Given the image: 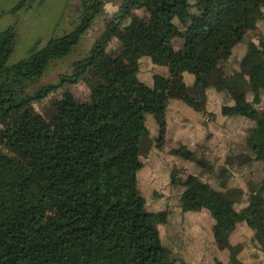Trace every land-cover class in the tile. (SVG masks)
I'll use <instances>...</instances> for the list:
<instances>
[{
  "label": "trees",
  "instance_id": "16d2710c",
  "mask_svg": "<svg viewBox=\"0 0 264 264\" xmlns=\"http://www.w3.org/2000/svg\"><path fill=\"white\" fill-rule=\"evenodd\" d=\"M100 4L83 3L68 31L13 62L7 58L15 44L14 27L0 30V142L6 149L0 150V264H174L156 227L166 212L145 208L136 179L140 136L147 133L144 114L162 121L167 80L160 73L152 75V85L140 80L138 60L146 55L171 71L191 73L193 86H206L209 73L218 71L264 12V0H124L120 14L104 22L57 84L94 81L88 100L64 95L48 117L42 116L29 99L45 95L54 84L30 93L27 84L49 61L69 52ZM130 6L143 7L147 16H132L120 27L116 17ZM113 37L122 46L117 57L104 49ZM174 37L180 39L177 47ZM239 67L257 101L264 90V38L249 44ZM180 96L194 110L203 109L202 95L184 88ZM234 111L252 121L245 143L254 159H263L264 116L244 92L234 97ZM182 184V208H205L218 225V244L230 247L228 235L239 223L264 233V222L254 217L262 198L235 209L230 191L193 174ZM45 209L51 210L48 216ZM261 243L264 248V236Z\"/></svg>",
  "mask_w": 264,
  "mask_h": 264
},
{
  "label": "rangeland",
  "instance_id": "374dc122",
  "mask_svg": "<svg viewBox=\"0 0 264 264\" xmlns=\"http://www.w3.org/2000/svg\"><path fill=\"white\" fill-rule=\"evenodd\" d=\"M0 0V30L13 25L15 44L7 62L25 57L31 48L41 46L49 37L68 31L83 11V3L89 0ZM124 0H101L90 25L80 34L68 53L48 62L42 74L28 83L26 91L32 92L42 84H54L38 98H30L35 111L48 117L54 102L71 94L77 100L86 101L94 81L60 83L61 74L70 71L71 62L83 56L93 40L102 32L104 22L120 14ZM193 3L194 0H188ZM145 18L143 7H128V11L116 17L121 27L132 17ZM264 38V12L256 26L246 30L243 37L231 49L229 56L211 71L207 85L193 86L189 72L171 71L163 65L152 63L148 56H140L137 77L152 85V75L165 76L162 121L156 122L151 113L144 114L147 133L140 136L136 172L137 187L144 197L147 210H165L166 218L157 222L161 242L176 258L174 264H264V233L246 223L237 224L228 235L230 247L218 244L214 235L218 225L205 208L183 209L181 206L182 180L193 174L222 192L230 191L235 209L262 198L254 205V217L264 222V158L254 159L248 150L245 137L252 121L234 111V97L241 92L264 116V90L248 89L245 77L238 71L239 60L251 42L258 44ZM174 47L180 39L174 37ZM121 43L110 38L104 49L117 57ZM202 73L204 66L196 65ZM187 88L191 94L204 97L202 110H194L185 104L180 92ZM181 147L187 152L181 153ZM0 150L5 151L0 142ZM51 213L44 210V216ZM262 236V237H261Z\"/></svg>",
  "mask_w": 264,
  "mask_h": 264
}]
</instances>
